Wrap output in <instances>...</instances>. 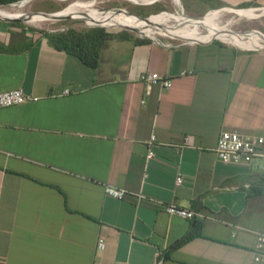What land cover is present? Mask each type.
I'll list each match as a JSON object with an SVG mask.
<instances>
[{
    "label": "crops",
    "instance_id": "0c3cea01",
    "mask_svg": "<svg viewBox=\"0 0 264 264\" xmlns=\"http://www.w3.org/2000/svg\"><path fill=\"white\" fill-rule=\"evenodd\" d=\"M9 29L1 24L0 41ZM17 38L0 49V91L34 98L0 108V264H264L253 251L264 233V159L223 162L214 151L222 130L264 136V50L113 35L91 67L40 31ZM147 71L171 86L147 93ZM105 184L144 197L114 198ZM168 203L202 216L170 214Z\"/></svg>",
    "mask_w": 264,
    "mask_h": 264
},
{
    "label": "rangeland",
    "instance_id": "374dc122",
    "mask_svg": "<svg viewBox=\"0 0 264 264\" xmlns=\"http://www.w3.org/2000/svg\"><path fill=\"white\" fill-rule=\"evenodd\" d=\"M24 1H27V0H24ZM24 1L15 2L12 4H8V5H2L0 7H7L13 4H20ZM73 1L74 0H28V2L26 3V6L24 7V11L26 12L61 11L62 9H64V7H66L69 3ZM203 4L204 3H198L196 1L191 3L190 0H188L187 2H183L180 0L179 4L175 0H157V1H154V0H96L95 8L99 10L100 12H106L110 9L125 10L126 12L130 14L133 13L132 15L136 14L134 13V11L143 10L145 14L140 15L143 17H154L156 15H159L160 13H170V14L176 13V14H181L183 16L186 15L189 17H198V16L202 17L211 10H217L218 8H221V7L205 8ZM223 7L230 9L229 6H223ZM223 7L222 9H226ZM251 7H254L256 12L254 13L248 12L247 14H250V15L256 14V15H259L258 17H254V18L238 17V15L229 12V13L224 14L219 19V24L227 25V27L235 33L253 34L254 37L250 39L253 43H250V42L249 43L255 44V45H261V44H264V14L260 15L259 12L262 8H264V6L253 5V6H247V7H232V8H248L249 9ZM118 8H122V9H118ZM218 10H221V9H218ZM225 17L227 19H225ZM170 18L168 17V18H165L164 20H169ZM23 23H25L27 26H30L31 28L35 30H41V31H56V30L64 31V30H67L68 28H74V29L79 30V29L91 28L94 26H100V27L105 28L109 32H118L121 30H126L129 33H131L132 36L145 38V39H149V37H164V38L174 39L177 41L191 40L190 37L178 36V38H170V37H166L162 35L161 33H159L162 31L148 32L143 29H135L131 27L125 28L124 26H119L118 24H111V25L109 24H87L85 19H78V18L50 19V20H44L38 23H30V22H23ZM259 33L263 34V36L258 35ZM168 34L173 35L172 32H169ZM224 35H228V34H224ZM199 38H202V37H199ZM244 38H247V37L241 35V39L244 44L243 46H246V47H241L237 44L231 43L230 41L228 43L236 45L241 48H249V46H247V41L244 40Z\"/></svg>",
    "mask_w": 264,
    "mask_h": 264
},
{
    "label": "bare ground",
    "instance_id": "6f19581e",
    "mask_svg": "<svg viewBox=\"0 0 264 264\" xmlns=\"http://www.w3.org/2000/svg\"><path fill=\"white\" fill-rule=\"evenodd\" d=\"M24 1V0H23ZM178 3V0H175ZM27 1L20 4H13L7 7H0V17L2 18H15L20 16H25L28 13L24 11ZM96 0H74L69 3L61 11H55L54 16H71L73 18H85L87 24H118L119 26L131 27L135 29H143L148 32H172L174 36L190 37L191 40H201L207 41L212 37H218L224 41L237 44L241 47L243 42L241 35L247 38V46L249 48L258 47L260 45L250 44L253 43L250 39L254 37L253 34H239L231 31L227 25H220L219 19L226 13H234L238 17L254 18L259 15L247 14L248 12H256L255 9H221V10H211L202 17H189L183 16L181 14H170L162 13L154 17H147V19H142L136 17L125 10L110 9L106 12H100L95 8ZM179 4V3H178ZM32 14V13H31ZM131 16H130V15ZM260 15L264 14V8L259 12ZM170 18L169 20H164L165 18ZM234 17V15H233ZM41 14H32L26 18V22L38 23L44 20H50ZM225 19H227L225 17ZM223 20V19H222ZM236 23V22H235ZM42 25V24H41ZM93 26V25H92ZM228 34V35H224ZM171 35V34H169ZM212 35V36H210ZM260 35V34H258ZM195 36V37H194ZM210 36V37H209ZM263 36V35H260ZM202 37V38H199ZM206 37V38H204ZM250 42V43H249ZM251 46V47H250Z\"/></svg>",
    "mask_w": 264,
    "mask_h": 264
},
{
    "label": "built area",
    "instance_id": "2783aa9c",
    "mask_svg": "<svg viewBox=\"0 0 264 264\" xmlns=\"http://www.w3.org/2000/svg\"><path fill=\"white\" fill-rule=\"evenodd\" d=\"M239 9H248V8H239ZM250 9H255V8L251 7ZM149 38L165 47H172L175 45L190 43V41L174 42L172 41L174 39H169L164 37H149ZM224 42L228 43L227 41ZM242 49L250 50V51L264 50V44H261L258 47L242 48ZM181 73L185 74V71ZM140 80L145 84L147 93L150 91L151 86L156 83H159L163 88H169L171 86V79L169 77L160 75L158 72H151V71L143 72L140 75ZM65 93H68V90H65ZM33 98L34 97L28 94L23 89V87H15L8 90H2L0 91V108L20 104L22 102L31 100ZM154 140H155V135L152 134L148 141V146H149L147 153L148 157L153 156L152 146L154 144ZM214 151L216 156L223 162L238 163V162H251L256 158L264 159V136L262 135L245 136L236 130H222L217 137V142ZM181 180H182L181 176H178L176 178V184H179ZM104 191L107 195L119 199L124 198L126 196H133L136 199H140L144 197V195L140 191H132L127 188L118 187L111 184H105ZM165 210L170 214L178 215L187 220H194L197 216H202L195 209L184 208L181 206H177L174 203L166 204ZM231 234L235 235V231H233ZM104 247H105V238L102 235H99L97 240V249L102 250ZM253 251H254V258L256 260H259L260 258L264 257L263 232L257 233L256 242ZM158 264H160V262H158Z\"/></svg>",
    "mask_w": 264,
    "mask_h": 264
},
{
    "label": "trees",
    "instance_id": "16d2710c",
    "mask_svg": "<svg viewBox=\"0 0 264 264\" xmlns=\"http://www.w3.org/2000/svg\"><path fill=\"white\" fill-rule=\"evenodd\" d=\"M20 1L23 0H0V6ZM250 5L251 4H246L240 7H247ZM213 8H216V6H213ZM134 13L138 15L145 14L143 10L134 11ZM3 23H6L9 27L16 28L17 31L9 29V34L12 37H10L9 41L7 42L0 41V49L17 48L19 46L17 37L21 34H24L26 30H35L21 21H0V26ZM37 31H40L42 34H44L53 47L58 50L65 51L67 53L77 56L83 63L91 67H97L101 47L107 38L113 35L123 38L131 37V33L126 30H121L118 32H109L108 30L100 26H94L91 28L79 30L74 28H68L64 31ZM143 40L145 39H141V41ZM136 41L138 40L136 39ZM191 236L192 235L190 234L184 236L183 238L178 240L175 245L180 244Z\"/></svg>",
    "mask_w": 264,
    "mask_h": 264
},
{
    "label": "water",
    "instance_id": "95a60500",
    "mask_svg": "<svg viewBox=\"0 0 264 264\" xmlns=\"http://www.w3.org/2000/svg\"><path fill=\"white\" fill-rule=\"evenodd\" d=\"M223 8H226V7H223ZM229 8H231V9H239V8H232V7H229ZM118 9H122V8H118ZM218 9H222V7L221 8H218ZM217 9V10H218ZM32 14H41V15H43V16H45V17H47V18H51V19H66V18H73V17H71V16H62V17H57V16H54L55 14H54V12H31ZM31 13H28V14H26L25 16H20V17H15V18H2V17H0V21H4V22H10V21H21V22H26V18L28 17V16H30V15H32ZM131 14H133V13H131ZM134 15H136V14H134ZM137 17H140V18H142V19H147V17H143V16H140V15H136ZM79 19H85L86 20V17L84 18H79ZM126 28V27H125ZM128 29V28H127ZM131 30V29H130ZM159 33H161L162 35H164V36H166V37H170V38H178V36H174V35H169V34H166L165 32H159ZM260 35H263V34H261V33H259ZM218 39V37H212V38H210L209 40H213V39ZM190 42H199V41H201V40H195V39H193V40H189Z\"/></svg>",
    "mask_w": 264,
    "mask_h": 264
}]
</instances>
